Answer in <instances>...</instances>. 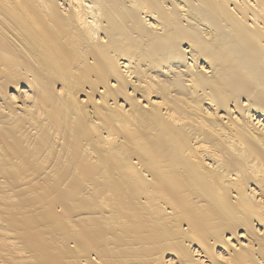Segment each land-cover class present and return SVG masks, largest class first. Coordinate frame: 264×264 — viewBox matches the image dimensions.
I'll return each instance as SVG.
<instances>
[{
  "label": "bare ground",
  "instance_id": "obj_1",
  "mask_svg": "<svg viewBox=\"0 0 264 264\" xmlns=\"http://www.w3.org/2000/svg\"><path fill=\"white\" fill-rule=\"evenodd\" d=\"M0 264H264V0H0Z\"/></svg>",
  "mask_w": 264,
  "mask_h": 264
}]
</instances>
